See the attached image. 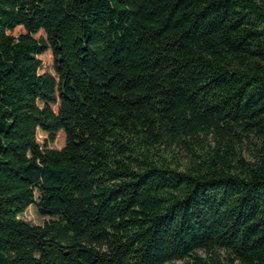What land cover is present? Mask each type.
<instances>
[{
    "label": "trees",
    "instance_id": "1",
    "mask_svg": "<svg viewBox=\"0 0 264 264\" xmlns=\"http://www.w3.org/2000/svg\"><path fill=\"white\" fill-rule=\"evenodd\" d=\"M174 261L264 264V0H0V264Z\"/></svg>",
    "mask_w": 264,
    "mask_h": 264
},
{
    "label": "rangeland",
    "instance_id": "2",
    "mask_svg": "<svg viewBox=\"0 0 264 264\" xmlns=\"http://www.w3.org/2000/svg\"><path fill=\"white\" fill-rule=\"evenodd\" d=\"M41 65H42V68L44 69V70H46L47 72H50V66H51V57H50V55L49 54H43L42 56H41ZM172 264H184V262L183 261H174V262H172Z\"/></svg>",
    "mask_w": 264,
    "mask_h": 264
}]
</instances>
